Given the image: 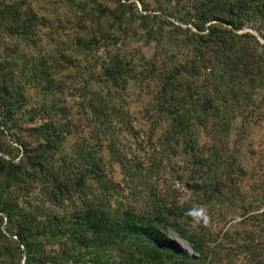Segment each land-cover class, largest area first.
Returning <instances> with one entry per match:
<instances>
[{"label": "trees", "instance_id": "trees-1", "mask_svg": "<svg viewBox=\"0 0 264 264\" xmlns=\"http://www.w3.org/2000/svg\"><path fill=\"white\" fill-rule=\"evenodd\" d=\"M44 1L55 9L35 8ZM158 1L152 7L149 0H0V264L221 259L219 248L209 246L213 233L193 227L185 215L191 200L170 198L171 188L163 192L154 179L160 161L147 169L115 147V128L139 133L133 126V87L139 101L149 99L150 137L166 125L161 145L194 165L189 178L183 171L176 177L209 211L228 205L241 209L244 218L252 216L255 232L233 243L247 264H264V180L252 202L237 204L244 180L264 174V157L250 173L241 155L250 127L264 121V42L255 34L264 40V0ZM246 27L255 32H241ZM48 34L66 40L57 39L55 48L42 53ZM139 38L154 47L152 55L129 52V40ZM101 50L106 56H98ZM90 56L93 73L80 76L81 100L73 113L64 98L77 75L68 70H80L75 62ZM70 115L80 116L97 136H110L112 159L122 166L128 162L132 182L148 191L146 208L113 210L92 192L91 184L103 185L104 148L99 139L89 146L84 138L88 144L74 145L70 154L67 139L77 127ZM37 120L44 123L27 125ZM70 204L72 211H64ZM166 229L194 254L167 238ZM227 238L225 233L222 240Z\"/></svg>", "mask_w": 264, "mask_h": 264}, {"label": "rangeland", "instance_id": "rangeland-1", "mask_svg": "<svg viewBox=\"0 0 264 264\" xmlns=\"http://www.w3.org/2000/svg\"><path fill=\"white\" fill-rule=\"evenodd\" d=\"M103 1V0H101ZM153 2L152 7L158 6V0H149ZM139 5V9L141 5ZM38 7L47 8V10L51 9L54 10L55 8L48 4L47 2H41ZM113 6V5H112ZM61 11H64L63 9ZM41 12H45L44 10ZM51 12V11H49ZM46 13V12H45ZM152 13V12H151ZM52 18H55L54 15H51ZM246 31H254L252 27H246L241 32ZM257 33V32H256ZM48 38L45 41H42V48L40 51L42 53H49L53 48H55L56 40H66L65 36L56 34L55 38L52 39L48 34ZM58 36V37H57ZM139 36V35H138ZM129 45L127 49L130 53H144L147 56H150L154 53L153 46H147L141 38L137 40H129ZM155 44V43H153ZM66 51V50H65ZM138 54V53H137ZM98 56H106L104 51H100ZM89 61H93V57L90 56L88 59L84 57H80L77 62L80 63V70L76 68H72L68 70V73H72L73 75L76 73L75 80L72 84H70V88L68 91L65 92L64 101H66V105L71 106V110L73 113L78 111L77 104L80 103L81 98L79 97V93L83 88V80L79 79L80 76L85 75L87 73L92 74L93 72L90 71V63ZM62 79L64 75L61 76ZM133 94L131 95V109L133 112V126L134 130L138 131L137 137L135 135H131L129 132L122 131L121 128H115L114 130V139H115V147L120 150L122 155L127 156V160L135 163L136 161L140 160L144 163V166L148 169L150 168L151 164L157 160L160 161L161 168L159 169V173L157 176H154V179L160 182L163 192L171 188V193L168 195L170 198H174V200H178V202H185L184 198L187 197V200H191V204L196 205H203L198 203L199 196H196L193 191L188 189L184 184L185 182L179 180L176 176L178 172H185L189 173L192 171V163L183 157L181 154H177L173 149V147H169V150H165L164 147L161 145L159 141V136L162 134L163 130L166 127L164 125L162 128H157L152 136L150 137V131L153 129V120L149 119V116L145 113L146 108L149 106V99H145L142 102L139 101L137 98V89L133 87L132 89ZM34 98H36V92H30ZM130 99V98H129ZM80 108V107H79ZM80 110V109H79ZM73 118L76 128L73 129V133L67 139V147L68 152L71 154L72 147L76 144H82L84 138H88L89 146H95L96 143L92 138H97L100 141L98 142L99 148L104 150L99 153V155L103 158V161L106 164V169L104 173V178L102 179L103 185L106 188H103V185L97 186V184H91L90 189L96 196H100L105 200L106 203L110 202V205L113 210H117L120 208H128L132 207L136 210L142 209L143 207H147L149 201V194L148 191L141 189V187L136 186L135 183L131 180L130 175V165L128 162L125 163L124 166L116 163L114 159L115 153H112V143L110 142V136H106L103 133H98V136L92 131V128H88L85 126L83 122L80 121V116L78 115H70ZM44 123V120H37L35 123H28L27 125L30 126H38ZM256 124L251 126L248 131V137L245 140L244 147L242 148V158L245 160L248 169H250V173L252 172V168L255 166L258 169L257 162L258 157H264V121L259 122L256 121ZM240 122L238 123V125ZM26 125V126H27ZM236 135V132H235ZM233 134V137H235ZM9 139V137H8ZM202 144L205 146H211L208 139L203 137ZM102 145V146H101ZM263 171L259 172L258 175H262ZM190 173L188 175V178ZM264 180V174L256 180L252 179H245L242 184L243 194L238 196V203L241 206L243 204H249L253 201L254 197L256 196V189L260 188L262 181ZM187 182L188 186H192L193 180L189 179ZM261 193V189L259 190ZM91 197V196H90ZM94 197V196H93ZM28 198H32L33 194L31 193ZM87 197H84V200ZM75 204H81L79 198L75 197ZM169 201V199L167 200ZM241 208V207H240ZM73 207L70 205H65L63 210L67 212H71ZM207 209V208H206ZM210 211L207 209L208 214L211 218L210 225L208 229L213 233L210 239L209 246L211 248H219L221 259L217 260L215 263H212L211 258L202 264H247V255L243 253L242 250L236 248V245L233 243V240L238 239V237H243L249 234L250 232H255V228L252 225V214L248 215L250 217H243L242 210L236 209L234 207H229L228 205L219 208L218 206L209 208ZM62 210V211H63ZM240 222H245L240 224ZM165 236L171 240H173L180 249L188 252L189 255H193L190 246L187 242L182 240L176 232L172 229H166L163 231ZM228 233L230 238H227L226 241L222 240L224 238V234ZM51 250L57 249V247L50 246ZM230 252L233 254L232 259L225 256ZM196 264V263H193Z\"/></svg>", "mask_w": 264, "mask_h": 264}, {"label": "clouds", "instance_id": "clouds-1", "mask_svg": "<svg viewBox=\"0 0 264 264\" xmlns=\"http://www.w3.org/2000/svg\"><path fill=\"white\" fill-rule=\"evenodd\" d=\"M184 200L186 202L187 197H185ZM185 215L191 219L193 227H208L210 225L211 218L204 206H192L185 211Z\"/></svg>", "mask_w": 264, "mask_h": 264}, {"label": "water", "instance_id": "water-1", "mask_svg": "<svg viewBox=\"0 0 264 264\" xmlns=\"http://www.w3.org/2000/svg\"><path fill=\"white\" fill-rule=\"evenodd\" d=\"M255 34L259 37V39H260L262 42H264L263 38H262L259 34H257L256 32H255Z\"/></svg>", "mask_w": 264, "mask_h": 264}]
</instances>
